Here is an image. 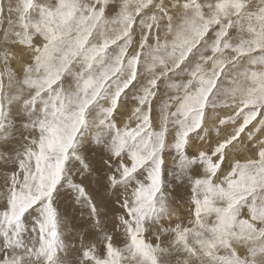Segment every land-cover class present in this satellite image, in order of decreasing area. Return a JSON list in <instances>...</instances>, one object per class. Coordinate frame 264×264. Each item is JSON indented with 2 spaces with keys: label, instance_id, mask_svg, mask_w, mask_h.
I'll return each mask as SVG.
<instances>
[{
  "label": "snow or ice",
  "instance_id": "obj_1",
  "mask_svg": "<svg viewBox=\"0 0 264 264\" xmlns=\"http://www.w3.org/2000/svg\"><path fill=\"white\" fill-rule=\"evenodd\" d=\"M0 162V264H264V0H0Z\"/></svg>",
  "mask_w": 264,
  "mask_h": 264
},
{
  "label": "rangeland",
  "instance_id": "obj_2",
  "mask_svg": "<svg viewBox=\"0 0 264 264\" xmlns=\"http://www.w3.org/2000/svg\"><path fill=\"white\" fill-rule=\"evenodd\" d=\"M18 134L19 133H17V135ZM167 163L168 166L171 167L174 161L171 157H168ZM8 168L9 165L4 162H0V173L5 171V174L10 175V172H7ZM172 190L175 191L174 186ZM176 207L181 215H187V205L183 200H177ZM60 210L62 218L61 233L62 238L68 244V260L75 262L78 260L81 244H87L95 241L99 233L92 229L86 210L80 208L75 203V196L73 193L65 192L63 194L60 202ZM113 211L118 215L120 205L117 204ZM106 228L108 230L112 229L111 218L106 222Z\"/></svg>",
  "mask_w": 264,
  "mask_h": 264
}]
</instances>
